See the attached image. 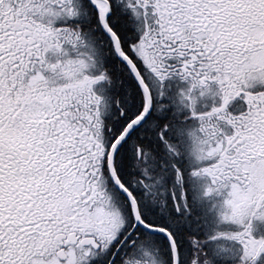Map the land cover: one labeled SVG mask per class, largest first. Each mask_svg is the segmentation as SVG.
<instances>
[{"label":"snow or ice","instance_id":"obj_1","mask_svg":"<svg viewBox=\"0 0 264 264\" xmlns=\"http://www.w3.org/2000/svg\"><path fill=\"white\" fill-rule=\"evenodd\" d=\"M0 264H264V0H0Z\"/></svg>","mask_w":264,"mask_h":264}]
</instances>
